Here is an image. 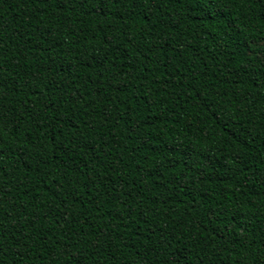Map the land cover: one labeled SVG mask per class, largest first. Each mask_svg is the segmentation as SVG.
<instances>
[{
    "label": "trees",
    "instance_id": "1",
    "mask_svg": "<svg viewBox=\"0 0 264 264\" xmlns=\"http://www.w3.org/2000/svg\"><path fill=\"white\" fill-rule=\"evenodd\" d=\"M0 264H264V0H0Z\"/></svg>",
    "mask_w": 264,
    "mask_h": 264
}]
</instances>
